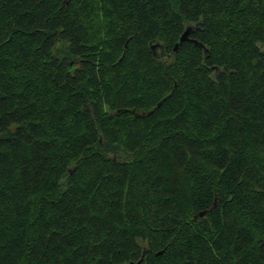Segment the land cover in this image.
<instances>
[{
	"label": "trees",
	"instance_id": "1",
	"mask_svg": "<svg viewBox=\"0 0 264 264\" xmlns=\"http://www.w3.org/2000/svg\"><path fill=\"white\" fill-rule=\"evenodd\" d=\"M0 264H264V0H0Z\"/></svg>",
	"mask_w": 264,
	"mask_h": 264
},
{
	"label": "water",
	"instance_id": "2",
	"mask_svg": "<svg viewBox=\"0 0 264 264\" xmlns=\"http://www.w3.org/2000/svg\"><path fill=\"white\" fill-rule=\"evenodd\" d=\"M188 34H189V29H186L183 31V33L180 35L179 37V42L175 43L173 49L176 50L179 46V43L183 42L185 39L188 38ZM192 42H196L195 40L191 39ZM128 42V41H127ZM127 42L125 43V46H127ZM155 47V45H152V48ZM200 215H203V211L200 212ZM161 251H159L158 253H160ZM141 259L138 260V262H140Z\"/></svg>",
	"mask_w": 264,
	"mask_h": 264
}]
</instances>
